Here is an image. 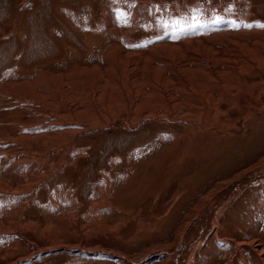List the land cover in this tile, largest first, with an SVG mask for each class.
<instances>
[{
    "label": "rangeland",
    "instance_id": "374dc122",
    "mask_svg": "<svg viewBox=\"0 0 264 264\" xmlns=\"http://www.w3.org/2000/svg\"><path fill=\"white\" fill-rule=\"evenodd\" d=\"M254 178L264 0H0V264H264Z\"/></svg>",
    "mask_w": 264,
    "mask_h": 264
},
{
    "label": "bare ground",
    "instance_id": "6f19581e",
    "mask_svg": "<svg viewBox=\"0 0 264 264\" xmlns=\"http://www.w3.org/2000/svg\"><path fill=\"white\" fill-rule=\"evenodd\" d=\"M261 176V175H260ZM259 176V177H260ZM257 178V177H256ZM262 178H263V176H262ZM254 180H255V178H254ZM254 180H253V182L252 183H256V182H254ZM238 186V185H237ZM239 187H242L241 185L239 186ZM245 187V186H244ZM227 193H229V192H226V194H224V195H227ZM230 197H228V202L231 200V199H229ZM234 198V197H233ZM232 198V199H233ZM220 199H222L221 197H220ZM235 199V198H234ZM220 201H222V200H220ZM216 202H218V201H215V203H213V205L215 206V204H217ZM212 205V207L214 208V206ZM217 206V205H216ZM220 215V214H219ZM210 218V219H209ZM199 219H200V221L201 222H199L200 223V226H198V227H195L194 229H195V231L199 228V227H201V224H204V223H206V225H208L209 227H213V226H217V214L215 213V208L211 211H209V213H207V211L206 212H204L202 215H201V217H199ZM197 225V224H196ZM206 228V227H205ZM200 229V228H199ZM201 232H200V234L199 235H197V237H195V239H198V240H195V241H197V242H195L196 244H200V243H202V241H203V239L205 238V236H206V232H207V230H203V228H202V230H200ZM191 233V232H190ZM189 233V234H190ZM201 235V236H200ZM200 236V237H199ZM187 237V236H186ZM187 239H188V237L185 239V242H184V244H183V249L182 250H184L186 247H187V249L189 248V245L190 244H188L186 241H187ZM194 244V243H193ZM195 244V245H196ZM251 244V243H250ZM240 245V243H234L233 244V246H234V249H237V251H238V246ZM182 246V245H181ZM201 247V246H200ZM191 248V247H190ZM196 247L195 246H193V248H192V252L190 253V254H192L196 249H195ZM186 249V250H187ZM256 250V249H255ZM186 252V251H185ZM185 252H182V253H180V254H178V255H176L175 257H172V261H171V264H190L191 263V261H192V258H193V255L191 256V255H189L188 256V258H184L185 256L183 255V254H185ZM189 252H190V250H189ZM238 253V252H237ZM187 257V256H186ZM230 264V263H229Z\"/></svg>",
    "mask_w": 264,
    "mask_h": 264
}]
</instances>
